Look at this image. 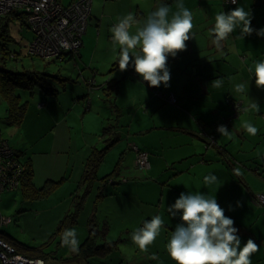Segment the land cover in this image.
Returning <instances> with one entry per match:
<instances>
[{
    "label": "crops",
    "instance_id": "crops-1",
    "mask_svg": "<svg viewBox=\"0 0 264 264\" xmlns=\"http://www.w3.org/2000/svg\"><path fill=\"white\" fill-rule=\"evenodd\" d=\"M104 4L105 15L94 9L93 0L92 16L82 47L76 60L69 61L75 70L83 61L85 72L79 79L67 77L72 81H64V88L58 84V92H46L37 100L23 102L21 99L26 113L13 126L29 139L20 141L17 151L22 150L21 161L31 166L35 186L41 188L48 186V181L60 180L65 183L64 192H71L76 184L75 191L86 188V193L81 196L76 222L84 217L87 228L96 224L101 232L106 230V224L107 232L116 224L111 223L107 208L114 207L108 201L119 195H113L117 189L121 190L125 200L130 195L138 198L135 202L138 201L143 210V215L138 217L141 225L158 214L165 218L163 226L166 231L171 232L181 222L180 214L173 216L169 211V217L162 211L168 210L181 192H202L216 198L225 215L234 220L242 238L241 246L249 238L257 243L259 250L252 254L251 264H264V207L258 201L259 196L264 195V89L256 86L254 77L255 62L264 61V37L256 35L255 31L247 36L242 33V25H238L226 40L221 41V48L218 49L210 31L215 25L216 14L237 7L244 8L252 16L253 29L264 28V0H237L234 5L227 4L225 0H183L193 16L192 38L186 42V50L169 57L171 80L168 87L162 84L159 88L150 87L131 66L121 72L118 61L110 69H102L103 65L95 55L103 43L104 30L108 38L105 37L107 42L103 43V53L106 55L117 49L120 53L119 46L113 45L110 31L120 18L131 13L137 22L131 29L135 33L148 14L159 6L168 5L170 15L175 12L176 0H104ZM119 53H116L117 60ZM250 68L253 70L249 71ZM82 76L87 79L92 77L88 84L92 88L89 94L93 96L97 91L98 103H105L106 107L95 106L94 98L89 103L88 95L78 88ZM215 80L222 82L219 87L214 86ZM240 83L246 85V90L236 93L234 85ZM70 85L75 87L73 92L69 91ZM111 85L116 89H110ZM104 95H108L109 99L104 100ZM171 96L176 98L175 103L166 100ZM229 98L233 101L230 102ZM252 104L257 107H251ZM245 108L247 111H244ZM105 115L109 118L106 119ZM245 122H251L258 128L255 136L246 132L243 127ZM219 125L227 126L230 134L224 136L218 133ZM6 126L9 125L6 123ZM101 126H104L103 134L99 131ZM75 128L82 130V136H78L81 146L77 145V155L73 159L70 155L73 146L68 148V145L74 141L72 129ZM119 131L129 142L127 147L115 136ZM45 134L56 140H50L49 144L59 141L68 153L60 160L65 165L64 170L58 174L48 171L46 177L45 168H55L58 161H46ZM211 136L214 142L210 141ZM101 145L105 146L104 149L109 145L107 151L110 154L105 155L106 151L94 177L84 180L88 159L93 153L100 152L98 146ZM135 145L149 152L150 167L145 176L149 182L146 184L119 181L120 172L125 168L135 175L127 178L143 176L135 168L130 170V166L123 165L129 164V159L132 163L135 161ZM118 152L122 153L112 171L113 177L118 180L114 184L107 183L113 189L108 190L100 184L97 189L101 172L112 170ZM106 162L108 166L104 170ZM209 174L217 177L215 183H205L204 177ZM75 176L78 179L74 182ZM104 182L107 180H101L102 184ZM151 204L158 207L155 210L147 208ZM100 206L106 209V216H101V219L96 216ZM87 207H90L89 213L85 210ZM101 226H104L103 230ZM163 234L168 238L167 232Z\"/></svg>",
    "mask_w": 264,
    "mask_h": 264
},
{
    "label": "rangeland",
    "instance_id": "rangeland-1",
    "mask_svg": "<svg viewBox=\"0 0 264 264\" xmlns=\"http://www.w3.org/2000/svg\"><path fill=\"white\" fill-rule=\"evenodd\" d=\"M61 1L63 5H69L77 0L73 2H70L72 0ZM94 9H98L100 14L105 15L106 4H104V0H94ZM0 24L1 26L6 27V38H8V40L6 41L5 39L3 40V38L0 36L1 44L5 47L7 53L12 52L17 55V59L15 60L11 59L10 56H7V58L4 59L5 56L0 53V69H6L13 72H22L24 70H34L39 72L47 71V74L49 75H53V73H59L63 75V77L67 76L73 77L75 79H79V76L85 72V65L83 61H81L79 67L82 70L80 71L79 68L75 70V67L72 63L65 62L64 60L54 62L53 60L49 59H45L44 61L40 58H33L29 53V46L34 38V32L28 26H26L25 18L21 11H17L13 15L1 19ZM105 37L108 38V34L107 36H105L104 30L102 32V41L104 44L107 42V40H105ZM103 43L101 44L99 51L96 53L95 57L100 62V64L103 65L101 68L104 70H108L112 67L113 63L118 61L116 53L119 52L117 49L113 53L109 52L105 55L102 51V48L105 47ZM105 62L109 63L105 65ZM90 73L92 74V71H90ZM91 78L92 77H90V79ZM90 79L82 76L80 81L81 85L78 86L79 90H83L85 95H88L89 103L91 102V98H94V101L96 102L95 106L98 105L100 107H106L107 104L98 103L96 99L97 91H94L95 95L93 96L89 94L90 89H92L90 85H88L90 81H92ZM74 90L75 87H73V85H70L69 91L73 92ZM19 95L21 96L23 102L41 98V94L39 91H37V89L35 90L34 94H30V92L24 90H19ZM104 96V100L109 99L108 95ZM229 100L230 102L233 101L231 98H229ZM7 108L8 102L0 96V130L3 138L10 142L13 149L17 150L19 149L20 141H22L23 139H29V137H24V132H20L19 130H17L16 126H6L5 122L7 117ZM104 117L106 119L109 118L107 115H105ZM86 127H88V125ZM100 129L99 131H101V134H103L104 126H101ZM72 132L74 141L72 144L68 145V148L73 146V150L70 155L74 159L77 155V145H80L78 136H82V130L75 128L72 129ZM115 136L119 137L120 141H122L126 145V147L129 145V142L125 141L124 135L121 134L120 131L116 132ZM44 139L46 153L45 157H47L48 159L46 161H58L55 168H45L44 171H46V177L48 171H52L55 174H58L60 171L64 170L65 165L63 163H60V160H62L64 156H68V153H65V146L59 141L56 144L48 143L50 140L56 141L55 138H52V136L48 137V135L45 134ZM98 140L101 139L99 138ZM111 141L112 140L107 141L104 145L108 144ZM104 145L98 146V151L104 149ZM121 153L122 152H118V156L112 170L110 168L109 172L107 173L101 172L102 176L98 178L99 180L96 183L97 189L99 184L102 185L101 180L103 179L107 180V182L104 183H108V179L115 181L118 180L116 179V177H113L114 174H112V171L114 170L116 163L119 161ZM109 154L110 152L108 153L107 151L105 155L108 156ZM123 165L130 166V170L135 168V170H137L138 172L140 171L143 176H137V178H127L134 177L135 175L130 174V171H127V168H125L120 172L119 179L121 180L119 181L123 180V182H125V180H130L131 183L143 184L149 182V179L145 178L148 169L138 170L136 166V157L133 163L129 159V164L125 163ZM104 166V170L107 169L108 163L106 162ZM71 167L72 166H70V170ZM77 179V176H75L74 182L77 181ZM46 182L47 180H45V183ZM157 182L159 184L162 183L160 180H157ZM64 184L65 183L60 180H57L56 182L48 181V188L51 189L44 195L43 198H39L34 201H25L27 199L19 189L0 193V219L5 223V229L11 232L13 234V237L21 243H25L33 247L44 246V249L42 251H39L41 254H36L33 256L32 259L35 260V263L41 261L42 263L40 264H46V262L47 264H86V260H89L90 264H172V259L166 249V245L171 237L172 232L170 230L166 231V227H162L160 235L157 237L153 244L148 246L147 251H141L138 246L132 242L131 233L141 228L142 226L138 222V217L143 215V210L138 206V201L135 202V200L138 199L137 197L130 195L126 197L127 200H125L120 189H117V193L115 192L113 194L116 195L119 193V195H117L114 200L112 199L108 201L112 202L114 204V207H112L110 210L109 208H107L111 215V223L114 222L116 224L112 225V230L109 232H107L108 224H106V230L104 232L102 231L104 233L102 240L98 241L97 243V246L99 247L98 252L93 257H90L88 259L83 258L74 260L73 257L70 258V254H68L69 257L66 258L67 253L73 252V247L71 246V244L64 243V232L66 230L74 229L76 233L75 238L77 240L76 246H78V244L82 243L84 239L87 238L89 229L91 227L87 228L84 223V217L80 219L78 216L77 219L80 220L78 223L76 222V216L78 212H80L77 205L81 206V196L86 193V188H84V190L80 192L75 191V189L77 188L76 184V186L72 188L73 190L71 192H64ZM118 187H122V185H119ZM106 188L108 190L113 189L112 186H107ZM57 190L59 191L55 195V192ZM95 194L96 191H94V196ZM67 196H69L68 199H66ZM104 207L106 208L105 204ZM157 207L158 205L151 204L150 207L147 208L155 210ZM22 209H24V212H21ZM85 210L89 213L90 207H87ZM97 211V218L101 219V216H106V209L102 208L101 206ZM162 212L171 217V215L168 214L169 209H165V211ZM142 220L143 219H141L140 221ZM163 221L165 223V218H163ZM103 227L101 226L102 230ZM163 232H167L168 238L163 234ZM106 243L111 244L110 249L105 246ZM152 254H156L157 259H152Z\"/></svg>",
    "mask_w": 264,
    "mask_h": 264
},
{
    "label": "clouds",
    "instance_id": "clouds-1",
    "mask_svg": "<svg viewBox=\"0 0 264 264\" xmlns=\"http://www.w3.org/2000/svg\"><path fill=\"white\" fill-rule=\"evenodd\" d=\"M231 2L236 3V0ZM176 9L170 15L168 5L159 6L148 14L135 33L131 29L137 22L131 13L120 18L110 29L114 47L118 45L120 48L118 67L121 72L131 66L150 87L159 88L162 84L169 86L171 73L168 59L186 50V42L192 38L194 28L192 13L184 6L183 0H176ZM238 25H242V33L247 36L255 31L256 35L264 37V28L253 29L252 16L244 8L237 7L215 16V25L210 31L218 49L221 48V41L226 40ZM137 48L139 51H136ZM254 77L256 86L264 89V61L255 62ZM221 83L220 80L213 81L216 87ZM245 90L246 85L243 83L234 85L236 93ZM251 107L257 105L252 104ZM243 127L253 136L259 131L251 122H245ZM217 131L224 136L230 134L225 125H219ZM204 180L206 184L215 183L217 177L209 174ZM169 211L173 216L179 213L181 221L166 245L169 256L176 264H251L252 254L259 250L251 238L241 246L239 229L234 226V220L225 215L224 208L216 198L202 192H181L169 206ZM163 225L160 215L152 216L142 228L131 233L132 242L141 251H147L148 246L160 235ZM75 236L74 229L64 232V243L71 244L73 249L77 245ZM151 258L157 259L156 254H152Z\"/></svg>",
    "mask_w": 264,
    "mask_h": 264
},
{
    "label": "built area",
    "instance_id": "built-area-1",
    "mask_svg": "<svg viewBox=\"0 0 264 264\" xmlns=\"http://www.w3.org/2000/svg\"><path fill=\"white\" fill-rule=\"evenodd\" d=\"M229 5L231 0H225ZM93 0H77L63 5L61 0H0V20L21 11L26 26L34 32L29 46L31 56L40 59H60L67 54L75 57L82 47L92 14ZM168 100L175 103L176 98ZM214 141V137L211 136ZM136 166L140 170L150 167L149 154L138 147ZM16 152L0 137V193L20 189L23 167L17 163ZM264 207V196H259ZM9 221V220H7ZM0 260L2 264H40L39 261L16 253V250L0 238Z\"/></svg>",
    "mask_w": 264,
    "mask_h": 264
},
{
    "label": "trees",
    "instance_id": "trees-1",
    "mask_svg": "<svg viewBox=\"0 0 264 264\" xmlns=\"http://www.w3.org/2000/svg\"><path fill=\"white\" fill-rule=\"evenodd\" d=\"M6 31H7L6 27L1 26L0 24V36L3 38V40L5 39L7 41L8 38H6L7 36ZM0 53L3 56H5L4 59H6L7 56H10V58L14 60L17 59L16 54L12 52L7 53L5 47L1 44V42H0ZM74 59L76 60V57L74 55L67 54L64 58L51 59V60H53L54 62L60 60L69 62V61H73ZM64 81L68 83L67 81H72V80H70V78H67V76L63 77V75L59 73L57 74L54 73L53 75H49L47 74V71L39 72L34 70H24L22 72H18V71L13 72L6 69H0V96L3 97L8 102L6 123L9 126H13L15 123H19L22 117L26 113L25 112L26 106L21 103V96L19 95V90H24L27 92L34 93L35 90L37 89V91L40 92L41 96H43V94L46 92H50V94L51 93L54 94L55 92H58V88H57L58 84H60L62 88L65 87ZM110 89L115 90L116 88L111 85ZM166 100L168 101V97L166 98ZM0 137L3 141H5L10 145L9 141L3 138L1 130H0ZM112 141H116V139ZM210 141L212 142L213 140L210 138ZM135 146L138 147L140 151H144L149 154L147 150L141 148L138 145ZM10 147L12 148L11 145ZM108 148L109 145H107L106 149H103L97 153H93L90 156L87 162L88 170L87 172H85L83 177L84 180H89L92 177H94V173L97 167L99 166V164L101 163V161L103 160L104 154ZM13 150L16 152L17 163H19L23 167L22 175L20 177L21 187L19 190H21L22 194L27 199L25 201H34L39 198L41 199L51 188H48V186L45 185L41 188H37L33 182V171L31 169V166L29 165V163H24L23 161H21L22 154L20 153L22 150L20 151H17L16 149ZM135 153L137 157V152L135 151ZM108 183L114 184L115 180L108 179ZM103 186L107 187V183L102 184V187ZM258 201L259 204L262 205L259 198ZM77 206L78 209H80L79 208L80 206L79 205ZM21 212H24V209H22ZM4 224L5 223L3 222V220L0 219V238H2L5 242L10 244L16 250V253L26 256L28 258L31 257V259L33 258L34 255L41 254L39 251H42L44 249V246L33 247L17 241L13 236H11L5 230ZM143 224L141 228L143 227ZM90 227L91 228L87 235V238L84 239L82 243L78 244V246H76V248L73 249L72 253H67L66 258H68L69 257L68 254H70V258L73 257L74 260L83 259V258L88 259L90 257H93L98 252L99 247L97 246V243L98 241L102 240L104 233L101 232V230L97 227L96 224H91ZM109 244L110 243H106L105 245L106 247H108V249L111 248V244L110 245ZM86 264H90L89 260H86Z\"/></svg>",
    "mask_w": 264,
    "mask_h": 264
},
{
    "label": "water",
    "instance_id": "water-1",
    "mask_svg": "<svg viewBox=\"0 0 264 264\" xmlns=\"http://www.w3.org/2000/svg\"><path fill=\"white\" fill-rule=\"evenodd\" d=\"M208 148V147H207ZM210 148V147H209Z\"/></svg>",
    "mask_w": 264,
    "mask_h": 264
}]
</instances>
